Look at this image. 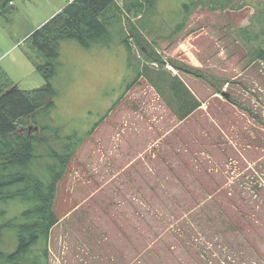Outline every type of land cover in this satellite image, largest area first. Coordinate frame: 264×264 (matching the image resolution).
I'll use <instances>...</instances> for the list:
<instances>
[{
	"label": "rangeland",
	"instance_id": "rangeland-1",
	"mask_svg": "<svg viewBox=\"0 0 264 264\" xmlns=\"http://www.w3.org/2000/svg\"><path fill=\"white\" fill-rule=\"evenodd\" d=\"M180 1H162L164 21ZM13 3L0 15V70L31 92L45 82L28 37L54 15L41 0ZM118 3L132 44L141 9ZM258 4L198 9L169 40L144 33L150 45L133 46L130 66L118 29L88 49L61 42L53 125L64 136L92 133L57 185L48 264H264V65L250 61L236 31ZM169 75L201 104L182 121ZM23 210L2 202L0 220ZM16 245L5 231V253Z\"/></svg>",
	"mask_w": 264,
	"mask_h": 264
},
{
	"label": "trees",
	"instance_id": "trees-1",
	"mask_svg": "<svg viewBox=\"0 0 264 264\" xmlns=\"http://www.w3.org/2000/svg\"><path fill=\"white\" fill-rule=\"evenodd\" d=\"M162 1L135 0L141 13L130 25L134 40L131 44L124 35L120 6L115 0H74L28 37L43 60L35 64V70L45 82L42 87L31 92L21 90L0 71V203L16 200L24 207L16 218L0 220V263L8 260L12 264H48L49 233L58 223L53 211L57 185L77 149L92 133L91 129L85 137L64 136L61 127L53 125L51 114L57 90L52 80L58 74L61 42L75 41L88 49L94 44H105L112 31L118 29L121 35L124 33L130 66L133 46L142 51L150 45L144 33L155 34L156 40L172 39L185 29L196 10L225 9L236 0H181L176 10L170 12L175 16L169 22L162 17ZM9 4L10 0H0V15ZM131 6L134 7V2L128 7ZM236 31L250 61L264 65V4H258L249 24ZM174 67L183 73L190 72L184 67ZM137 73L138 80L142 74ZM157 78L162 79L163 73ZM166 84L178 120L187 119L200 107V102L178 76L169 75ZM21 121L25 123L21 125ZM5 231H13L17 239L15 251L10 254L3 250Z\"/></svg>",
	"mask_w": 264,
	"mask_h": 264
},
{
	"label": "crops",
	"instance_id": "crops-1",
	"mask_svg": "<svg viewBox=\"0 0 264 264\" xmlns=\"http://www.w3.org/2000/svg\"><path fill=\"white\" fill-rule=\"evenodd\" d=\"M74 0H41V4H42V8L43 9V12L45 13H48L50 14L51 16L52 15H57L58 13H60L68 4H70L71 2H73ZM118 4V6H120V4L118 3L119 1H124V0H115ZM13 0H10V4H9V7H13L14 8V5H13ZM49 16V17H51ZM53 16V17H54ZM48 17V18H49ZM52 17V18H53ZM48 18H45L44 19V22L48 19ZM51 19V18H50ZM49 19V20H50ZM40 28V27H39ZM35 31V30H34ZM1 71V70H0ZM3 72V71H2ZM5 73V72H4ZM6 74V73H5Z\"/></svg>",
	"mask_w": 264,
	"mask_h": 264
}]
</instances>
